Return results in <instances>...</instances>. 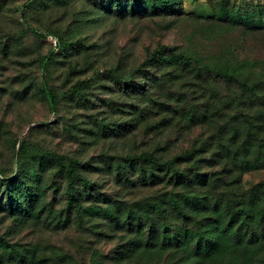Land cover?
<instances>
[{"label": "rangeland", "instance_id": "374dc122", "mask_svg": "<svg viewBox=\"0 0 264 264\" xmlns=\"http://www.w3.org/2000/svg\"><path fill=\"white\" fill-rule=\"evenodd\" d=\"M31 1L24 25L18 7L25 0H0V169L35 193L31 207H17L0 185V264H194L190 253L200 262L196 242L169 239L177 215L167 179L143 182L161 173L149 168L118 175L115 162L141 154L163 161L195 150L202 172L240 180L226 193L240 198L264 180V169L230 165L227 173L220 128L224 106L247 108L255 122L264 98L249 95L250 101L214 73L183 71L175 58L153 54L167 45L200 66L229 62L240 80L260 84L264 97V0H226L231 10L253 14L261 28L254 32L211 19L220 0H134L136 9L119 15L113 6L131 0ZM28 26L49 34L37 37ZM54 34L65 51L56 49ZM52 48L44 70L41 59ZM44 85L57 95L54 111L42 98ZM45 154L77 159L80 174L94 183L89 191L77 185L86 208L81 222L66 211L64 171ZM158 208H166L163 215ZM204 214L191 219V229L200 230ZM257 258L221 253L201 264H258Z\"/></svg>", "mask_w": 264, "mask_h": 264}, {"label": "trees", "instance_id": "16d2710c", "mask_svg": "<svg viewBox=\"0 0 264 264\" xmlns=\"http://www.w3.org/2000/svg\"><path fill=\"white\" fill-rule=\"evenodd\" d=\"M131 1L126 6L115 4L113 6L116 9L114 10L116 11L115 14H122L126 7L134 11L137 3L134 0ZM31 3V0H25L18 7L21 11L20 18L24 25H27L24 11L30 7ZM150 4L155 5L153 0L150 1ZM159 4L163 5L162 2ZM230 6L232 5L228 1L220 0L216 6V11L214 10L213 15L209 17L218 22H229L232 26L247 25L245 27L253 32L261 29L255 24L252 13L243 15L235 7H233L235 10L233 8L231 10ZM140 7L143 6L141 5ZM29 28L35 36L40 38H45L49 34L36 27ZM55 37L58 40L55 45L56 49L65 51L66 46L64 41L57 35ZM53 50L54 48L42 57L40 62L42 69L45 70L52 60ZM153 54L155 57L158 54L161 59L166 56L175 58L182 64L183 71L186 67H193L199 74L214 73L219 79L226 80L227 83L232 84L233 88L239 89L242 94H248L250 101L254 99H251L249 95H255L260 101L264 98L262 94L257 92L260 89V84L251 85L244 79L240 80L239 67L229 65V62L224 67L218 69H216V64L212 62H205L200 66L194 57L179 55L174 47L167 45H161ZM156 59L154 58L153 61ZM112 74L116 80H119L115 73ZM82 85L79 84L78 86L81 88ZM127 87L130 86L128 85ZM74 91L77 93L79 89L74 88ZM41 95L49 105V108L54 111L57 107V95L54 91L48 88L47 85H44L41 88ZM261 105L264 106V103ZM238 108L239 105L236 104L235 108L232 109L229 103L221 109L224 119L220 128L226 134L225 149L222 152V157L229 160L227 163L224 162L225 168L228 169L227 173L231 172V169L228 168L230 165H236L245 172L264 169V112H261V117H257L254 122L252 121L254 119L251 117L252 115L246 112L247 108L246 111ZM25 148V144L23 143L21 145L22 152L25 151ZM45 157L56 159L59 163V170L64 171L63 173L66 178V211L73 213L75 219L81 222L86 208L77 193V185H82L84 191H89L94 187V183L80 174V163L77 159L72 158L64 163L58 157L49 154H45ZM138 161L143 162L146 167L139 164ZM115 163V170L118 175H123L126 171H134L136 169L144 173V170L149 168L151 171L157 170L161 173L144 175L142 178L143 182L155 180L157 183H163L167 179L166 185L171 187L169 193L170 201L173 203V210L177 215L173 233L167 229L170 232L169 239H176L177 244H182L183 246L189 245L191 247L196 242L194 245L195 250L199 254H202L200 257L201 261H196L193 253H190L189 256L192 258L191 263L201 264L206 259L223 253L229 254V256L241 254L244 260L251 263H255L254 260L259 257L258 255H262L257 258V261L258 264H264V180L253 184L240 198L233 193H226L223 189H227L228 191L237 189L232 187L238 183L240 184V180L229 182L226 178L227 176L222 175L218 177L209 171L202 172L200 169L201 161L195 158V150L193 152L184 149V151L173 156L171 159L163 161L153 154H141L138 158L126 157L123 160H117ZM185 164L191 165L189 167L183 166ZM10 175L0 169V185L7 192L8 199L17 204V207L25 208V205H30L31 207L35 202L34 190L25 182H21L19 178L9 181L8 177ZM195 190L206 192H202V195L194 193V195L189 196V193H193ZM207 194L210 196L207 197ZM259 202L262 207L258 206ZM158 209L160 215H163L166 211V208ZM203 211H205V214L202 217L200 230L197 227L191 229L189 226L190 221H193L191 219L195 216L197 217ZM196 230V237H192V234Z\"/></svg>", "mask_w": 264, "mask_h": 264}]
</instances>
